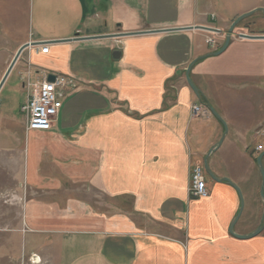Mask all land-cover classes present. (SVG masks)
<instances>
[{
    "label": "crops",
    "instance_id": "crops-1",
    "mask_svg": "<svg viewBox=\"0 0 264 264\" xmlns=\"http://www.w3.org/2000/svg\"><path fill=\"white\" fill-rule=\"evenodd\" d=\"M0 39L15 54L30 44L22 74L30 62L35 81L76 83L51 132L22 145L24 125L1 150L24 152L19 231L54 240L61 264H264V0H0ZM206 158L241 191L235 234L258 235L230 233L241 199L229 183L205 171L209 196H191Z\"/></svg>",
    "mask_w": 264,
    "mask_h": 264
},
{
    "label": "rangeland",
    "instance_id": "rangeland-1",
    "mask_svg": "<svg viewBox=\"0 0 264 264\" xmlns=\"http://www.w3.org/2000/svg\"><path fill=\"white\" fill-rule=\"evenodd\" d=\"M6 9L9 11L4 10L2 17H5L6 11L13 12V7ZM210 39L217 42L216 38L207 36L204 39L206 45L215 46L217 43L210 42ZM15 55L10 46L0 39V82ZM21 76L19 68H14L0 90V118L9 117L13 121L0 119V264H61L57 258L60 247L54 248L57 244L54 240H47L45 236L32 240L30 232L23 227L19 231V225L24 223L22 206L31 197L24 184V152L17 150L19 148L10 152L1 151L13 146L26 123L25 114L21 111L25 103ZM27 136L24 131L20 141L22 145L27 141Z\"/></svg>",
    "mask_w": 264,
    "mask_h": 264
},
{
    "label": "built area",
    "instance_id": "built-area-1",
    "mask_svg": "<svg viewBox=\"0 0 264 264\" xmlns=\"http://www.w3.org/2000/svg\"><path fill=\"white\" fill-rule=\"evenodd\" d=\"M210 42L217 43L210 39ZM30 47V46H29ZM42 54L49 53V44L42 43L40 46ZM34 67L30 62L27 63L26 69L21 76L22 87L25 93V103L21 111L26 117V132L49 133L53 130L54 124L63 108V100L65 91L68 87H75L76 83L73 79L61 76H55V81H48L45 73L42 74L38 81H35ZM208 110L202 105H195L192 108L194 117L205 115ZM262 146H258L257 150H262ZM190 194L195 198H207L209 192L205 180V168L201 165L193 166L191 171V187Z\"/></svg>",
    "mask_w": 264,
    "mask_h": 264
},
{
    "label": "water",
    "instance_id": "water-1",
    "mask_svg": "<svg viewBox=\"0 0 264 264\" xmlns=\"http://www.w3.org/2000/svg\"><path fill=\"white\" fill-rule=\"evenodd\" d=\"M249 15H243L241 17H239L234 23L233 25L231 26V28L229 29V31L227 32V35H226V41H225V44L224 46L222 47V49L216 53H213L212 55L215 56V55H219L221 54L226 48L227 46L229 45V42L231 40V37L233 35V31L235 29V27L243 20L245 19L246 17H248ZM198 29L200 30H205V31H211V29H208L206 27H197ZM180 30H185V29H174V30H171V31H180ZM168 32V31H167ZM138 34V33H137ZM30 46V44H26V45H23L19 50L18 52L16 53L12 63L10 64L7 72L5 73L2 81L0 82V90L2 89L5 81L7 80V78L9 77V75L11 74L13 68L15 67L17 61L19 60L20 58V55L21 53L27 49L28 47ZM196 63V60L193 61L188 69L186 70V79H187V83L189 84L190 88L192 89V91L194 92V94L197 96V97H202L200 91L198 90V88L195 86V84L193 83L191 77H190V74H191V70L194 66V64ZM48 81L50 82H54L55 81V76L53 75H50L48 77ZM207 108L210 110V112L219 120L221 121V123L224 125L226 131H227V127H226V124L224 123V121L221 119V117L215 112V110L211 107V106H207ZM264 157V152L258 157L257 159V165L259 167V170L261 172V175H262V178H263V183H262V188H261V196H262V199L264 201V168H263V164H262V159ZM208 158L205 159V164H204V168H205V171L207 173L208 176H210L211 178H213L214 180L218 181V182H226V183H229L231 186H233L236 191L238 192L239 196H240V199H241V208H240V211H239V214L237 215L236 219L233 221V223L231 224L230 226V233L232 235H234L235 237H238L240 239H247V238H250V237H253L255 235H258L261 230L263 229V226H261L255 233H253L252 235L250 236H239V235H236L235 232H234V227H235V224L237 223L242 211H243V208H244V202H243V197L241 195V191L240 189L234 185L230 180L228 179H217L213 173L211 172L210 168H209V165H208V162H207Z\"/></svg>",
    "mask_w": 264,
    "mask_h": 264
},
{
    "label": "bare ground",
    "instance_id": "bare-ground-1",
    "mask_svg": "<svg viewBox=\"0 0 264 264\" xmlns=\"http://www.w3.org/2000/svg\"><path fill=\"white\" fill-rule=\"evenodd\" d=\"M35 259H37V258H35ZM37 263H38V262H37ZM37 263H36V264H37Z\"/></svg>",
    "mask_w": 264,
    "mask_h": 264
},
{
    "label": "flooded vegetation",
    "instance_id": "flooded-vegetation-1",
    "mask_svg": "<svg viewBox=\"0 0 264 264\" xmlns=\"http://www.w3.org/2000/svg\"><path fill=\"white\" fill-rule=\"evenodd\" d=\"M261 151V150H260Z\"/></svg>",
    "mask_w": 264,
    "mask_h": 264
}]
</instances>
